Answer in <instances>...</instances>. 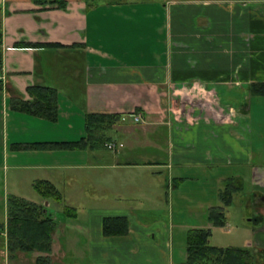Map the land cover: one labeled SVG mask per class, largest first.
Instances as JSON below:
<instances>
[{"label": "crops", "instance_id": "1", "mask_svg": "<svg viewBox=\"0 0 264 264\" xmlns=\"http://www.w3.org/2000/svg\"><path fill=\"white\" fill-rule=\"evenodd\" d=\"M66 1L65 8H58L34 0H0L4 74L0 81V264H34L39 255H48L55 264L71 254L88 264H174L172 235L159 233V227L151 233L134 210L106 214L127 217L129 231L124 236H104L102 218L95 225L92 216L90 222H79L77 216L55 221L49 253L10 254L2 234L8 196L34 201L28 193L38 180L50 181L69 206L76 202L95 206L104 199L88 189H106V206H121L127 200L143 206L153 193L140 190L127 195L119 181L138 182L141 173L158 174V169L167 168L172 175L167 187L173 189L186 182L185 165L224 162L217 149H206L203 160L191 161L182 156L191 145L180 154L171 153V160L162 166L139 167L117 160L125 144L115 134L129 135L136 146L152 142L143 141L142 133H155L164 125L170 133L175 126L186 131L209 127L203 137L209 141L217 138L211 126H230L233 172L229 177L249 185L245 206L250 209L252 239L246 246L254 252L256 264H264V160L257 164L254 160L255 155L264 157V149L256 152L252 146L255 134L264 141V114L253 118L252 98L261 96H250L252 84L264 83V0H167L162 8L126 7L123 1L113 5ZM33 85L56 90V119L15 107L16 101L31 99L27 89ZM88 113L118 116L106 130L108 143L116 147L109 149L113 153L109 157L103 153V162L95 161L94 149L24 147L39 141L77 140L84 134ZM133 114H140V120L135 122ZM240 143H246L247 149L240 151ZM175 156L180 166L173 172ZM93 171L100 181L89 177ZM225 178L217 176L214 182ZM160 181H166V176ZM81 184L85 194L70 195ZM50 202L59 204L42 198L36 203L50 214ZM79 236L84 239L80 248L75 246Z\"/></svg>", "mask_w": 264, "mask_h": 264}, {"label": "rangeland", "instance_id": "2", "mask_svg": "<svg viewBox=\"0 0 264 264\" xmlns=\"http://www.w3.org/2000/svg\"><path fill=\"white\" fill-rule=\"evenodd\" d=\"M108 0H98L97 3L107 4ZM167 0H124V6L129 7L133 5L148 7V8H162ZM111 4V3H110ZM113 5V4H111ZM109 26H115L112 22L109 23ZM197 97L199 94L196 92ZM195 97V96H194ZM260 97V96H259ZM252 113H254L253 118L260 117L264 114V97L257 99L256 97L252 98ZM263 117V116H262ZM261 117V118H262ZM140 125V124H136ZM190 130L186 131L185 128L180 129L175 126L173 133H170L167 125L160 126L155 133H142L144 137L143 141H151V143H142L132 146L130 141L131 137L129 135L118 133L115 134V137L124 142L125 146L122 147V156L117 157L118 161H130L136 166H152L160 165L162 166L167 161L171 160V153L174 152V155L180 154L187 148V145H191V149L185 151L182 155H187L186 157L191 161H201L204 159L205 150L215 149L222 151V156L224 162L217 161L216 164H211L207 161L203 163L192 164V166L185 165L186 169V182L184 184H178V187L173 189H168L167 183L171 178V169L168 171L167 168L158 169V174H151L146 171V174L141 173L137 178L138 182H130L123 180L119 181L121 183L122 191L127 195H136L140 190L149 191L153 193V197L150 202H147L146 205L140 206L136 201H124L121 206H106V189H97L92 191L87 190L88 193H95L105 196L101 202H96L94 205L92 203L81 204L75 203L72 205L77 211V217L79 222H87L89 217L92 216V224L95 225L100 222L102 216L106 214H112L115 212H138L141 216L143 223L148 225L149 231L151 233H157L156 227H159V233H170L173 237V243L171 246V252L173 255L174 264H183L185 260V247H186V232L190 228H210L211 236L210 243L218 247H227V246H236V247H247L246 242L252 239L251 234V223L249 221L250 216L248 215L250 209L245 205L248 200V191L249 185L247 183H242V190L234 195V200L232 204L226 208V224L222 227L213 226L208 220V209L212 206L221 205V202L217 196L218 190L221 186L220 183L214 182L217 176L229 177L233 172V162L230 156L231 150V139H230V126L223 125L222 128L211 126L213 132H216L217 138L216 141H209L208 139H203L204 135L208 134V128L201 126L189 127ZM140 134V133H139ZM114 136V135H113ZM255 142L252 143L253 150L256 152L264 149V141L262 138L254 136ZM216 144V145H215ZM215 145V146H214ZM246 143H240V151L247 149ZM249 149V148H248ZM95 153L98 155L95 159L96 162H103L104 157L103 153L109 157L113 154L107 149L103 144L99 145L97 149H94ZM244 153V151H243ZM204 154V155H203ZM260 154V153H259ZM190 156V157H189ZM221 156V157H222ZM176 157H174V169L173 172L177 171L180 165L176 164ZM229 157V158H228ZM108 158H106L107 160ZM158 161L159 163H154ZM255 163L263 162L264 157H259L255 155ZM107 162V161H106ZM143 170L137 169V171ZM242 170V169H241ZM156 171V169H154ZM169 172V174H168ZM174 173V177H175ZM94 180L95 177L97 180H101V176L97 175L95 171L91 172ZM166 176V181L162 182L160 179ZM169 178V179H168ZM151 180V181H150ZM124 183V185H122ZM129 183L132 186H126L125 184ZM82 184L79 189L74 188L75 190H70V195L76 197L78 195L85 194V191L82 190ZM114 187V186H113ZM87 187L85 186V189ZM27 192V191H26ZM28 195L29 198H32L34 202H41V198L33 190H31ZM145 195V194H144ZM159 195V197L157 196ZM162 195V197H161ZM160 198H164L161 200ZM168 198V201H166ZM52 203V202H50ZM159 204V205H158ZM52 206L48 207L49 213L55 219L56 222L66 221V215L60 211V207L66 205L64 200L60 204H51ZM156 208H160L159 211H154ZM134 210V211H133ZM153 210V211H152ZM151 211V212H149ZM133 217V215H132ZM133 223L138 224L134 220ZM68 233H79L75 232L73 229H67ZM141 233H146L145 230ZM3 236L7 237V234L2 233ZM64 238V239H63ZM61 240H64V246H66V238L62 237ZM7 242V239H6ZM84 239H80V236L76 238L75 246L80 248L83 247ZM79 260V261H78ZM73 262H79V264H88V261L77 257L73 254L67 255L64 258H61L59 261H55V264H71ZM100 264V262H97Z\"/></svg>", "mask_w": 264, "mask_h": 264}, {"label": "trees", "instance_id": "3", "mask_svg": "<svg viewBox=\"0 0 264 264\" xmlns=\"http://www.w3.org/2000/svg\"><path fill=\"white\" fill-rule=\"evenodd\" d=\"M94 5L98 0H86ZM124 0H108L111 4H118ZM36 4L65 8L66 0H34ZM2 28L0 22V63L2 59ZM32 45V44H31ZM26 46V45H22ZM30 100L14 103L22 112L47 119L57 118V92L54 88L41 85L28 87ZM250 96H264V83L256 82L250 86ZM116 121V114L88 113L84 121V134L74 141H39L26 144L24 147L42 150H75L97 149L103 144L107 147L109 137L106 130ZM34 191L45 201L62 203V193L48 180H38L33 184ZM242 190V183L235 177L225 178L218 190L221 205L208 209V220L213 226L222 227L226 224V208L234 199V195ZM46 207L23 197L9 195L7 199V248L10 254L15 252L51 251L52 234L56 222L44 211ZM63 213L70 218L77 216L74 207L63 205ZM3 225H0V229ZM101 230L104 236H124L129 231V221L124 215L103 216ZM210 228H190L186 232L185 260L183 264H256L254 252L250 247H218L210 243ZM34 264H54L48 255H39Z\"/></svg>", "mask_w": 264, "mask_h": 264}, {"label": "built area", "instance_id": "4", "mask_svg": "<svg viewBox=\"0 0 264 264\" xmlns=\"http://www.w3.org/2000/svg\"><path fill=\"white\" fill-rule=\"evenodd\" d=\"M4 79V74L2 73V66L0 65V81H2ZM132 118L135 122L139 121L140 120V114H136V115H132ZM119 146H122V144H119ZM107 147L108 149H114L116 147V144L115 143H107ZM5 234V232H4Z\"/></svg>", "mask_w": 264, "mask_h": 264}, {"label": "flooded vegetation", "instance_id": "5", "mask_svg": "<svg viewBox=\"0 0 264 264\" xmlns=\"http://www.w3.org/2000/svg\"><path fill=\"white\" fill-rule=\"evenodd\" d=\"M0 65H1V63H0ZM2 66V65H1Z\"/></svg>", "mask_w": 264, "mask_h": 264}]
</instances>
